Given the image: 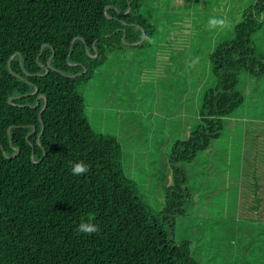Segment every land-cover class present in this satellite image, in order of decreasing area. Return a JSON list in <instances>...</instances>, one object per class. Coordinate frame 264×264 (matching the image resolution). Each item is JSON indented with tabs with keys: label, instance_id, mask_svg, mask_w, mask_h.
<instances>
[{
	"label": "trees",
	"instance_id": "trees-1",
	"mask_svg": "<svg viewBox=\"0 0 264 264\" xmlns=\"http://www.w3.org/2000/svg\"><path fill=\"white\" fill-rule=\"evenodd\" d=\"M153 1L0 0V264H212L218 220L206 219L195 237L200 254L189 240L174 242V227L196 198L193 172L205 164L212 181L214 161L229 188L218 212L232 210L225 223L235 246L244 238V260L264 264V129L242 121L240 154L220 145L227 122L242 124L233 116L264 94V0L231 11L232 30L199 66L196 88L204 90L188 131L171 142L158 209L124 173L117 139L85 116L86 85L119 70L128 48L156 50L157 27L146 16ZM79 160L90 166L84 176L71 174L69 161ZM85 221L99 231L77 233Z\"/></svg>",
	"mask_w": 264,
	"mask_h": 264
},
{
	"label": "rangeland",
	"instance_id": "rangeland-1",
	"mask_svg": "<svg viewBox=\"0 0 264 264\" xmlns=\"http://www.w3.org/2000/svg\"><path fill=\"white\" fill-rule=\"evenodd\" d=\"M252 2L154 0L152 5L147 6L146 16H150L154 22L150 21L157 27L158 35L152 44L157 51L128 48L119 70L111 72L109 77L92 81L83 89L85 116L95 131L117 139L120 145V165L124 173L134 181L155 209H158L164 185L169 184L167 178L171 142L175 135L182 136L188 131L198 104L197 92L201 94L204 90L201 86L198 90L196 88L198 72L201 70L199 66L204 64L213 43L225 40L219 34L226 32L227 28L232 30L236 23L232 20H237V17L230 16L231 11L241 15ZM156 12H165L166 17L157 21ZM211 18L223 19L225 23L228 22V26L225 24L223 27L209 28L208 21ZM157 52L177 62L176 69L168 65L163 67ZM245 106L233 116L232 125L238 120L253 121L251 124L264 129V94H257ZM244 125L242 122L229 127L227 122L220 139V145L225 151L233 149L237 153L239 148L237 154L242 153L245 145L238 132ZM246 136L247 141L253 143L251 134ZM253 148L258 150L260 146L257 144ZM218 164L214 161L212 181L206 174L209 169H206L205 164L193 172V176L200 175L201 183L196 186V198L186 205V215L176 220L174 242L186 239L194 243L195 237L201 238L205 221L208 220L212 225L218 220L217 230H214L217 240L211 238L214 246H210L209 250V253L216 252L211 256L212 264H249L250 256L247 261L244 260V238L241 243L236 241V245L241 244L239 248L235 246L236 232L226 225L227 219L233 214L232 210L220 214L218 212L220 206L229 204V188L227 191L221 188V180L216 172ZM190 183H193V178ZM206 190L208 192L203 196ZM198 192L204 200L198 196ZM221 196L224 197L223 201ZM194 244L199 254L202 253L203 240L198 245Z\"/></svg>",
	"mask_w": 264,
	"mask_h": 264
},
{
	"label": "clouds",
	"instance_id": "clouds-1",
	"mask_svg": "<svg viewBox=\"0 0 264 264\" xmlns=\"http://www.w3.org/2000/svg\"><path fill=\"white\" fill-rule=\"evenodd\" d=\"M225 25V21L223 19L211 18L208 21V27H223ZM69 165L71 167V174L74 176H84L90 171V166L84 163L82 160L79 161H69ZM77 233L83 235H92L99 231V226L97 224H93L90 221H85L80 223L76 228Z\"/></svg>",
	"mask_w": 264,
	"mask_h": 264
},
{
	"label": "water",
	"instance_id": "water-1",
	"mask_svg": "<svg viewBox=\"0 0 264 264\" xmlns=\"http://www.w3.org/2000/svg\"><path fill=\"white\" fill-rule=\"evenodd\" d=\"M143 36H144V33H143ZM143 38V37H142ZM47 72V71H46ZM34 93H37V89L34 91ZM39 97H41V96H39ZM38 106V103L35 105V107H37ZM44 108H45V105H44V107H43V109L41 110V112L40 113H42V111L44 110ZM33 130H34V128H33ZM42 131H43V129H42ZM2 150H3V148H1ZM16 151V154H18V150H15Z\"/></svg>",
	"mask_w": 264,
	"mask_h": 264
}]
</instances>
